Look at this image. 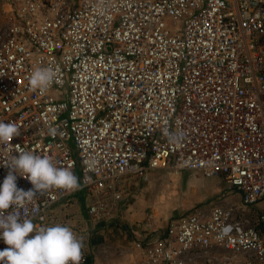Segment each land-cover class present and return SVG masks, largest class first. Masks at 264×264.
Returning <instances> with one entry per match:
<instances>
[{"label":"built area","instance_id":"2783aa9c","mask_svg":"<svg viewBox=\"0 0 264 264\" xmlns=\"http://www.w3.org/2000/svg\"><path fill=\"white\" fill-rule=\"evenodd\" d=\"M47 66L57 76L41 95L28 77ZM0 121L20 133L0 143V184L17 146L72 166L78 189L6 211L70 227L81 264L71 200L90 224L116 223L151 170L219 176L259 208L251 223L242 209L193 205L145 230L143 264H264V0H0Z\"/></svg>","mask_w":264,"mask_h":264},{"label":"clouds","instance_id":"9594fccd","mask_svg":"<svg viewBox=\"0 0 264 264\" xmlns=\"http://www.w3.org/2000/svg\"><path fill=\"white\" fill-rule=\"evenodd\" d=\"M57 71L52 66L35 68L28 77L31 88L39 90L41 95L45 94L54 82ZM19 134L16 123L0 121V143L10 142ZM48 134L55 136L56 128L50 126ZM164 135L173 144L183 139L182 133L167 129ZM16 151L18 155L12 156L10 162L6 163L10 170L0 184V239L9 246L0 250V264H81L83 238L77 237L70 227L61 224L37 227L33 219H22L20 213L6 211L23 207L33 200L37 192L52 188L67 191L78 189L80 184L72 166L58 167L49 155L41 156L19 146ZM14 173L26 178L33 187L27 191L18 188Z\"/></svg>","mask_w":264,"mask_h":264},{"label":"rangeland","instance_id":"374dc122","mask_svg":"<svg viewBox=\"0 0 264 264\" xmlns=\"http://www.w3.org/2000/svg\"><path fill=\"white\" fill-rule=\"evenodd\" d=\"M79 198H81L80 195H76L71 200V203H78V206L72 205L68 210L69 215H64V217H76L75 221L80 227V232L84 234L86 225L90 222L85 221V202ZM196 204H224L239 211L240 209L248 211L251 223H255L259 208V206L241 205L238 193L230 189L224 179L219 176L204 177L188 170L180 172L151 170L147 175V180L140 182L133 197L127 203L125 202L124 209L128 211L123 210L116 223L122 232L126 231L128 235H131V231L139 233L142 230H149L147 228L163 229L169 218L182 214ZM73 209L76 211L72 212ZM57 213L62 216L65 210H58ZM141 220L150 226L145 224L146 229L136 228V221ZM137 243L140 245L136 242V246Z\"/></svg>","mask_w":264,"mask_h":264},{"label":"crops","instance_id":"0c3cea01","mask_svg":"<svg viewBox=\"0 0 264 264\" xmlns=\"http://www.w3.org/2000/svg\"><path fill=\"white\" fill-rule=\"evenodd\" d=\"M72 205L78 206V203H71ZM124 210L128 211V209ZM135 224L136 228L146 229L144 220L136 221ZM144 231L139 233L131 231V235H128L113 221H101L95 225L88 223L84 230L88 252L86 264H143L141 247L138 243L136 246V242L144 237L147 232Z\"/></svg>","mask_w":264,"mask_h":264},{"label":"trees","instance_id":"16d2710c","mask_svg":"<svg viewBox=\"0 0 264 264\" xmlns=\"http://www.w3.org/2000/svg\"><path fill=\"white\" fill-rule=\"evenodd\" d=\"M87 263H88V259H87Z\"/></svg>","mask_w":264,"mask_h":264}]
</instances>
